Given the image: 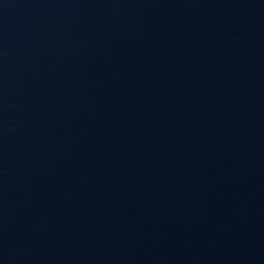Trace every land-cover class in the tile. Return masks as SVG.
Returning a JSON list of instances; mask_svg holds the SVG:
<instances>
[{"label":"water","instance_id":"95a60500","mask_svg":"<svg viewBox=\"0 0 264 264\" xmlns=\"http://www.w3.org/2000/svg\"><path fill=\"white\" fill-rule=\"evenodd\" d=\"M0 264H264V0H0Z\"/></svg>","mask_w":264,"mask_h":264}]
</instances>
